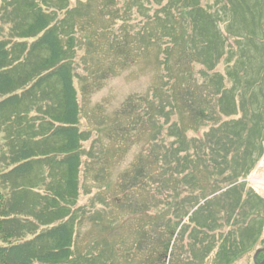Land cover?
<instances>
[{
	"label": "trees",
	"instance_id": "trees-1",
	"mask_svg": "<svg viewBox=\"0 0 264 264\" xmlns=\"http://www.w3.org/2000/svg\"><path fill=\"white\" fill-rule=\"evenodd\" d=\"M70 1L73 0H0V126L7 135L5 146L0 148V264H65L71 263L74 256L75 228L81 214L76 206L85 138L80 130L73 69L76 26H71V18L78 7L69 9ZM120 1L135 7L128 8L120 17L118 7L117 14L112 9L111 15L116 14L120 20V31L137 20L138 26L143 27L138 32L142 47L139 50H154L163 68L148 106L132 107L136 114L134 126L147 119L154 130L158 127L157 133L168 130L170 142L168 147L162 146L154 137L156 143L147 157L141 155L122 182L117 204L131 213L141 212L144 217L150 209L161 206L154 198L151 208L139 195L148 188L149 180L158 185L159 191L168 192L171 205L159 219H153L156 230H164L157 251L152 252L153 262L165 264L185 211L199 204L206 194L203 185L212 187L210 181L217 185L237 181L249 175L255 166L251 163V169L245 173L242 165L239 174L235 170L232 176H223L235 168L229 160L231 153L244 146L252 160L250 150L261 149L264 0H218L211 7H202L201 0L105 2L118 6ZM251 2L253 8L249 9ZM20 11L26 15L20 16ZM245 11H256L263 17L259 32H251L248 46L256 57L248 51L244 35L240 37L248 29ZM222 24L232 26L222 31ZM125 44L129 45L124 43L123 51ZM261 51L263 55L259 54ZM220 64L227 67L224 76L216 72ZM256 64L262 65L257 79L245 83L247 71ZM58 96V102H53ZM44 103L48 108H41ZM240 114V119L230 120ZM180 115L184 117L180 119ZM161 119L165 121L163 125ZM37 122H42L38 128ZM205 128L202 136L200 130ZM191 130H197L198 135L189 138ZM246 130L252 131L251 137ZM46 140L56 146L43 145ZM43 164L52 168L48 178L40 172ZM217 167H222L218 175L200 179V172L208 173ZM33 178H38L39 184L29 190L26 186L12 188L13 182ZM184 185L189 196L180 200ZM39 186L52 192L38 194L44 199L41 210L36 204L28 206L21 201L37 196L34 190ZM14 193L19 197L15 198ZM140 230L137 251L148 253L145 234L142 236L145 231Z\"/></svg>",
	"mask_w": 264,
	"mask_h": 264
},
{
	"label": "rangeland",
	"instance_id": "rangeland-1",
	"mask_svg": "<svg viewBox=\"0 0 264 264\" xmlns=\"http://www.w3.org/2000/svg\"><path fill=\"white\" fill-rule=\"evenodd\" d=\"M105 1L83 0L81 3V0H73L68 3L69 9L78 7L74 17L73 14L69 15H72L71 26H76L74 86L80 106V130L85 140L82 143L84 153L80 195L76 206L81 214L75 228L74 256L71 263L65 264H145L146 261V264H154L152 252L154 254L157 251L159 237L161 238L164 230H156L153 219H159L168 210V205H171L170 195L167 191H159L158 185H153L149 180L148 188L139 195H143L141 198L147 200L151 208L154 206V198H157L155 203L158 202L161 206L159 209H150L144 217L141 212L131 213L117 204V196L128 172L138 163L141 155L147 157L156 143L155 138L162 146H167L170 142L168 130L157 133L158 127L154 130L147 119H144V123L136 122L134 126L136 114L131 111L134 105H141L143 108L148 106L159 86L163 68L159 65L154 50L146 53L139 50L142 47L139 45L138 32L143 27L138 26L137 20L120 31L117 7L120 17L128 8H135L134 4L120 1L117 6ZM217 1L201 0V6L211 7ZM250 8H253L252 2ZM112 9L116 14L111 15ZM19 15L24 17L26 13L20 11ZM244 16L248 29L242 31L240 37L244 35L243 40L248 49L249 42L252 41L251 32H259L263 17L256 11H245ZM230 26L232 25L222 24L220 29L229 30ZM126 42L129 45L125 44L126 50L123 51L122 46ZM249 50L256 57L253 48ZM259 54L263 55V52ZM226 68L225 64H220L216 72L224 76ZM260 70L262 65H253L250 72L247 71L245 83L255 81ZM210 89L213 90L212 87ZM59 99L60 96L55 97L53 102L56 103ZM214 100L211 101L214 103ZM40 106L48 108L47 103ZM34 114L35 111L30 116ZM241 114L243 115L242 112ZM241 114L231 117L230 120L240 119ZM183 117L184 115L180 119ZM37 123L34 124L38 128L42 122ZM164 123L161 119V125ZM206 129L200 130L202 136ZM3 130L4 127L0 126V148L6 144L7 135L1 132ZM246 132L251 137L252 131ZM198 133L197 130H191L189 138L197 136ZM259 140L261 149L256 147L255 149L260 150H250L252 160L246 154L244 146L239 148V152L231 153L229 160L235 168L223 176H232L235 170L239 174L242 165L245 168L241 171L247 173L254 162L255 166L249 175L233 182L220 183L218 180V185L210 181L212 187L206 183L203 185L206 194L199 200V204L185 211V217L172 239L169 256L164 260L165 264L259 263L254 262V255L257 249L264 247V183L261 181L264 180V132ZM42 143L56 146L50 140ZM43 166L40 172L48 178L52 168L49 164ZM221 170L222 167H217L208 173L202 171L199 173L200 179H207L212 174L218 175ZM61 176L62 173L59 172L58 177ZM33 179L13 182L12 188L26 186L29 190L39 184L38 178ZM34 191L37 196H28L26 199L24 197L21 201L28 206L36 204L39 206L38 210H41V200L44 199L38 197V194L44 196L52 192L41 186ZM182 191L180 200L186 199L190 192L186 185L182 187ZM18 197V193L15 194V198ZM141 228L145 231L142 236L145 234L146 246L149 248L148 253L144 254L137 251ZM232 236L235 244L246 245L244 256L238 257L237 252L234 253L231 249Z\"/></svg>",
	"mask_w": 264,
	"mask_h": 264
},
{
	"label": "flooded vegetation",
	"instance_id": "flooded-vegetation-1",
	"mask_svg": "<svg viewBox=\"0 0 264 264\" xmlns=\"http://www.w3.org/2000/svg\"><path fill=\"white\" fill-rule=\"evenodd\" d=\"M234 239L235 238L232 236L231 249L234 251V253L237 252L238 257L239 256H244V254H245V252H244L245 251V248L244 247H246V245L244 246V244H239V243L238 244H235V240ZM234 253H232V254H234Z\"/></svg>",
	"mask_w": 264,
	"mask_h": 264
},
{
	"label": "water",
	"instance_id": "water-1",
	"mask_svg": "<svg viewBox=\"0 0 264 264\" xmlns=\"http://www.w3.org/2000/svg\"><path fill=\"white\" fill-rule=\"evenodd\" d=\"M262 252H264V249L258 250L254 259H256V257ZM259 264H264V260L261 263H259Z\"/></svg>",
	"mask_w": 264,
	"mask_h": 264
},
{
	"label": "bare ground",
	"instance_id": "bare-ground-1",
	"mask_svg": "<svg viewBox=\"0 0 264 264\" xmlns=\"http://www.w3.org/2000/svg\"><path fill=\"white\" fill-rule=\"evenodd\" d=\"M264 183V180H261Z\"/></svg>",
	"mask_w": 264,
	"mask_h": 264
}]
</instances>
